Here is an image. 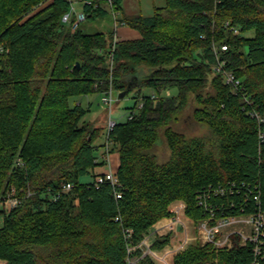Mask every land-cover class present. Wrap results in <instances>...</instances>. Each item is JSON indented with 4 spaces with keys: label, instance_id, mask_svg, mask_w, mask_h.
<instances>
[{
    "label": "trees",
    "instance_id": "16d2710c",
    "mask_svg": "<svg viewBox=\"0 0 264 264\" xmlns=\"http://www.w3.org/2000/svg\"><path fill=\"white\" fill-rule=\"evenodd\" d=\"M77 1L92 2L83 7L86 19L102 16V4L109 2ZM113 1L117 12L123 0ZM72 4L0 0V260L154 264L140 250L130 255L128 247L173 217L177 201L186 204L187 216L203 219L197 196L219 185H244L241 195L260 192L264 210L258 125L244 111L243 97L212 71L214 47L227 44L226 68L264 111V0H167L153 16L121 20L120 26L140 34L132 40H120L117 31L113 38L86 34L81 24L73 31L75 16L71 25L62 22ZM232 27L241 34L234 35ZM250 31L253 38L246 36ZM135 88L143 107L137 104L132 118L108 129L106 144L98 145L104 128L84 120L91 109L76 99ZM144 88L158 98L142 97ZM190 96L198 104L194 118L210 136L188 138L170 126ZM162 129L171 151L165 163L152 153ZM113 153L119 154V185L97 188L95 180L103 175L97 169ZM86 176L92 181L83 182ZM68 183L73 189L64 193ZM12 186L22 202L7 213L2 203ZM169 241L170 235L158 239L154 248ZM232 241V248L220 252L195 243L175 264H251L240 238Z\"/></svg>",
    "mask_w": 264,
    "mask_h": 264
},
{
    "label": "built area",
    "instance_id": "2783aa9c",
    "mask_svg": "<svg viewBox=\"0 0 264 264\" xmlns=\"http://www.w3.org/2000/svg\"><path fill=\"white\" fill-rule=\"evenodd\" d=\"M69 1L73 3L72 8L63 17L62 22L66 25H71L72 17L75 16V22L72 25V30L75 31L81 22L86 20L83 7L86 4L92 5V2H79L81 11L78 12V9L74 7L73 0ZM108 3L114 10V1L109 0ZM231 32L234 35L241 34L240 29L235 27L231 28ZM118 38L115 39V43L119 40ZM114 50L113 47L109 55L111 69H113L114 64ZM228 50L229 46L227 44L214 47L215 63L212 66V71L223 77L224 83L231 88L235 95L243 97L245 101L243 109L256 121L258 125V139L262 146L264 145V111L254 106V102L247 95L242 81L226 68L227 60L223 57V54ZM112 94L113 90L111 89L108 93L104 94L102 99L103 103L110 107V111L114 102ZM166 95L170 96L171 92L168 91ZM157 98V95H152V99ZM141 107H143L142 103ZM130 118L132 117L130 116ZM115 124V122H110L109 132ZM106 182H110L113 186L119 185V180L114 171L111 170L103 175H99L95 180L97 188ZM72 189V184L63 185L64 193H69ZM244 189V185L241 187L235 184H232L231 187L219 185L214 193L208 191L199 193L196 201L197 206L203 209L206 215L203 219L196 220L189 217L186 215V208L177 207L173 211L174 216L167 218V223L162 224L156 230H150L138 246L128 247V253L132 255L137 250H140L141 258L148 257L154 264H175V258L195 243L202 245L212 244L220 252L232 248V237L238 236L240 238V246L248 248L252 254L251 264H264V210L261 208L260 192L253 195L250 192H244V195H241ZM213 196L217 199H214ZM116 197L120 199L122 196L120 193H116ZM252 201L255 207H252ZM21 202L19 198L10 193L6 196L2 206L7 213H11ZM76 205H79V200H77ZM166 234L171 236V241L162 249L154 248L156 240L163 238ZM138 260L129 259V262L130 264H135ZM0 264H8V262L0 260ZM214 264L221 263L216 261Z\"/></svg>",
    "mask_w": 264,
    "mask_h": 264
},
{
    "label": "rangeland",
    "instance_id": "374dc122",
    "mask_svg": "<svg viewBox=\"0 0 264 264\" xmlns=\"http://www.w3.org/2000/svg\"><path fill=\"white\" fill-rule=\"evenodd\" d=\"M73 2L74 7L79 9V2L77 0H73ZM166 4L167 0H123L121 9L116 12L112 9L109 3H104L102 4V8L105 10L104 14L95 19H86L85 21L81 22L80 27L81 30H83L86 34L104 33L108 38H113L115 36L117 26L120 27L121 20H123L124 17L131 18L137 15L150 17L154 15L155 8L165 7ZM78 12H80V10H78ZM116 20H118L117 23ZM246 36L253 38L255 36V32L250 31L246 33ZM125 92V96L120 98L122 92L117 90L113 91L112 97L114 102L112 103L111 111L110 107L106 106L102 101L104 97L103 94H95L76 99V101L81 103L83 107H90L91 109V112L84 120L90 125H98L104 128L100 139L97 141V144L100 146L106 144L110 122H126L129 119L132 109L135 108L137 104L139 107L141 105V100L137 99L138 89L135 88L130 92ZM152 94L153 91L151 89L144 88L141 90L142 97L152 96ZM197 107L198 104L193 99V96H190L188 105L182 110V112L178 114V116H176V120L171 123L170 126L173 128V130L185 134L188 138L210 136V129L196 121L194 118V111ZM152 153L158 157L161 163H165L171 158V151L168 147L165 129L160 131V140L158 145L152 150ZM103 170H108V167L104 168ZM82 181L91 182L92 177L86 176L82 178ZM10 193L16 198H19L17 187L12 186L8 190L7 195ZM164 223H167V220ZM166 236H168V234H166L164 237Z\"/></svg>",
    "mask_w": 264,
    "mask_h": 264
},
{
    "label": "crops",
    "instance_id": "0c3cea01",
    "mask_svg": "<svg viewBox=\"0 0 264 264\" xmlns=\"http://www.w3.org/2000/svg\"><path fill=\"white\" fill-rule=\"evenodd\" d=\"M78 10L81 11V6ZM116 31H117V35H118L120 40H132V39L141 38L140 34L130 27L120 26V27H118V29H116ZM101 152H103V151H101ZM108 161H109L108 166H103V167H100L97 169L98 174H104V173L110 172L111 170L114 172L117 171V169L119 167V163H120L119 162V154L118 153L110 154L108 156ZM106 167H108V170L104 171L103 169ZM177 207H183L185 209L186 204L182 201H177L171 205V210L174 211V209ZM166 220L167 219L161 220L158 224H156L154 226V228L152 230L158 229L162 224H164V222Z\"/></svg>",
    "mask_w": 264,
    "mask_h": 264
},
{
    "label": "water",
    "instance_id": "95a60500",
    "mask_svg": "<svg viewBox=\"0 0 264 264\" xmlns=\"http://www.w3.org/2000/svg\"><path fill=\"white\" fill-rule=\"evenodd\" d=\"M79 66V63L77 64ZM126 92H123L121 93V97L120 98H123L125 96Z\"/></svg>",
    "mask_w": 264,
    "mask_h": 264
}]
</instances>
